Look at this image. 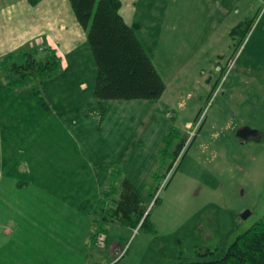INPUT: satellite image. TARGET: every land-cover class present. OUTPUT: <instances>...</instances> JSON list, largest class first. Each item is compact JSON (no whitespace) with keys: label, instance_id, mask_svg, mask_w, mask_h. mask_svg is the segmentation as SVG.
Here are the masks:
<instances>
[{"label":"rangeland","instance_id":"obj_1","mask_svg":"<svg viewBox=\"0 0 264 264\" xmlns=\"http://www.w3.org/2000/svg\"><path fill=\"white\" fill-rule=\"evenodd\" d=\"M131 1L138 2L124 0L125 10L142 26L138 36L167 85L164 96L97 100L88 32L76 62L69 57L53 78L11 95V113L0 115V247H10V239H78L73 216L45 219L51 213L43 198L60 196L35 197L32 211L17 203L11 209L19 199L12 181L62 187L71 213L83 200L79 177L94 184L99 200L127 178L156 233L106 224V238L124 248L115 264L214 261L264 221V0H141L137 14ZM247 20L244 41L233 39ZM243 128L258 137L243 142Z\"/></svg>","mask_w":264,"mask_h":264},{"label":"trees","instance_id":"obj_2","mask_svg":"<svg viewBox=\"0 0 264 264\" xmlns=\"http://www.w3.org/2000/svg\"><path fill=\"white\" fill-rule=\"evenodd\" d=\"M70 2L79 23L88 32L89 45L96 62L95 98L99 101L161 100L167 85L137 36L139 25H128L121 15V1ZM251 28L252 21L247 20L237 25L230 35L243 42ZM38 54V51L13 53L1 62V68L11 77L12 87L26 86L35 78L44 82L59 71L62 65L60 57L49 52L44 58L38 59ZM17 56L22 59L21 62L16 61ZM188 139L178 146L169 172ZM158 190L159 187L152 188L150 196L153 199ZM107 196L102 197L98 204L95 234L106 233V224L111 221L132 230L141 227L156 233L155 226L150 223V216L146 217L147 211L141 207L140 193L127 178L122 180L119 188L108 191ZM111 197L113 201L110 203ZM178 264H264V221L240 235L224 257L214 261Z\"/></svg>","mask_w":264,"mask_h":264},{"label":"crops","instance_id":"obj_3","mask_svg":"<svg viewBox=\"0 0 264 264\" xmlns=\"http://www.w3.org/2000/svg\"><path fill=\"white\" fill-rule=\"evenodd\" d=\"M120 1L121 15L125 22L130 26L139 25L141 31L142 26L135 19H131L132 17L125 10L128 3L125 4L124 0ZM131 2L130 7L134 5V11L136 10L137 14L138 3L141 0ZM86 41L87 30L79 23L70 0H0V115L11 113V95L20 98L27 86L12 87L10 85L11 77L5 76L1 68V62L7 56L20 52L38 51L39 54L52 52L62 59V65L64 62L67 68L70 64L69 57L73 59L71 64L76 62L82 46H86ZM41 48L44 50L40 51ZM78 64L81 63L78 62ZM39 83L44 82L35 78L29 84ZM1 94H3L2 97ZM4 98L6 99L1 101ZM4 105L6 110L3 109ZM188 125L192 126L191 123ZM84 179L79 177L78 180L80 183L78 191L82 192L83 200L73 208L71 213H66L65 206L61 203L64 202L63 196H65V190L62 187L55 191L35 189L34 184L12 181L11 192H14V195L17 194L15 196L19 199L15 202L13 200L11 209L15 208L14 203H17V208L32 211V208L37 205L35 197L48 194L60 196L57 201L54 196L50 200L43 198L46 211L51 213L45 219L51 222L55 219L57 222L58 219L71 220L73 216L71 221L75 225L71 232L78 239H10V247L6 249L0 247L2 261H11V264H115L119 261L124 248L117 241L118 239H107L104 247L96 245L97 214L94 215V213H97L100 197L96 196L94 184L90 186L89 181ZM17 224L21 225L20 222ZM57 228L63 231V226ZM44 229V235H47L49 226ZM47 237L50 238L49 234Z\"/></svg>","mask_w":264,"mask_h":264},{"label":"water","instance_id":"obj_4","mask_svg":"<svg viewBox=\"0 0 264 264\" xmlns=\"http://www.w3.org/2000/svg\"><path fill=\"white\" fill-rule=\"evenodd\" d=\"M258 135V132L255 130H252L250 128H243L238 132V138L242 140L243 142H247L250 139L256 137ZM250 216V213L247 212L243 215L244 218H247Z\"/></svg>","mask_w":264,"mask_h":264},{"label":"built area","instance_id":"obj_5","mask_svg":"<svg viewBox=\"0 0 264 264\" xmlns=\"http://www.w3.org/2000/svg\"><path fill=\"white\" fill-rule=\"evenodd\" d=\"M44 49H40V51H43ZM95 239H96V245L98 247H104L107 243V238L104 233H96L95 234Z\"/></svg>","mask_w":264,"mask_h":264},{"label":"flooded vegetation","instance_id":"obj_6","mask_svg":"<svg viewBox=\"0 0 264 264\" xmlns=\"http://www.w3.org/2000/svg\"><path fill=\"white\" fill-rule=\"evenodd\" d=\"M258 136H256V138H257Z\"/></svg>","mask_w":264,"mask_h":264}]
</instances>
